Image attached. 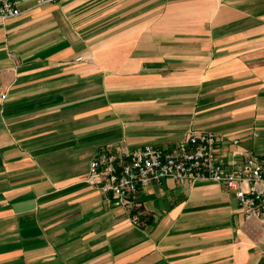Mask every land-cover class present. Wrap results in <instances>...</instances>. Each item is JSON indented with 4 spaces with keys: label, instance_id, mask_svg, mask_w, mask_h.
<instances>
[{
    "label": "crops",
    "instance_id": "0c3cea01",
    "mask_svg": "<svg viewBox=\"0 0 264 264\" xmlns=\"http://www.w3.org/2000/svg\"><path fill=\"white\" fill-rule=\"evenodd\" d=\"M21 9L0 24V264H264L263 226L222 185L149 186L133 225L87 183L100 152L190 131L264 160V0Z\"/></svg>",
    "mask_w": 264,
    "mask_h": 264
},
{
    "label": "built area",
    "instance_id": "2783aa9c",
    "mask_svg": "<svg viewBox=\"0 0 264 264\" xmlns=\"http://www.w3.org/2000/svg\"><path fill=\"white\" fill-rule=\"evenodd\" d=\"M63 1L0 0V24L19 17L23 3L42 7ZM223 143L221 136L190 131L183 141L169 150L146 145L103 151L90 162L87 183L109 195L113 206L124 209L130 214L131 223L138 225L140 194L149 186L165 179L177 184L213 182L233 195L245 218L257 219L264 229V160L249 155L223 162L219 153Z\"/></svg>",
    "mask_w": 264,
    "mask_h": 264
}]
</instances>
